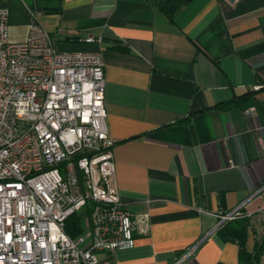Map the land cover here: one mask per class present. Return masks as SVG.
Masks as SVG:
<instances>
[{"label": "crops", "instance_id": "1", "mask_svg": "<svg viewBox=\"0 0 264 264\" xmlns=\"http://www.w3.org/2000/svg\"><path fill=\"white\" fill-rule=\"evenodd\" d=\"M1 3L12 43L37 14L57 50L103 55L117 188L148 215L115 263L252 264L261 225L249 219L244 247L213 230L239 207L264 210V0H194L173 21L152 0Z\"/></svg>", "mask_w": 264, "mask_h": 264}, {"label": "built area", "instance_id": "2", "mask_svg": "<svg viewBox=\"0 0 264 264\" xmlns=\"http://www.w3.org/2000/svg\"><path fill=\"white\" fill-rule=\"evenodd\" d=\"M1 1L0 264H116L148 215L129 211L117 188L103 55L57 50L37 14L27 40L12 43ZM244 115L254 119L255 108ZM258 147L264 159L263 137ZM76 214L82 231L73 238L66 229ZM242 215L239 207L219 216L213 231ZM244 216L264 235V210Z\"/></svg>", "mask_w": 264, "mask_h": 264}, {"label": "trees", "instance_id": "3", "mask_svg": "<svg viewBox=\"0 0 264 264\" xmlns=\"http://www.w3.org/2000/svg\"><path fill=\"white\" fill-rule=\"evenodd\" d=\"M160 11L170 20L173 21L177 13L191 4L194 0H152ZM231 103L228 106L234 105ZM249 218L242 215L232 221H226L218 228V233L230 242H236L244 247L247 240V230L249 227ZM81 217L73 215L67 223V233L75 238L81 233ZM252 264H264V235L255 239L253 253L250 257Z\"/></svg>", "mask_w": 264, "mask_h": 264}, {"label": "water", "instance_id": "4", "mask_svg": "<svg viewBox=\"0 0 264 264\" xmlns=\"http://www.w3.org/2000/svg\"><path fill=\"white\" fill-rule=\"evenodd\" d=\"M227 1H229V2H231V3H234V2L237 1V0H227Z\"/></svg>", "mask_w": 264, "mask_h": 264}]
</instances>
